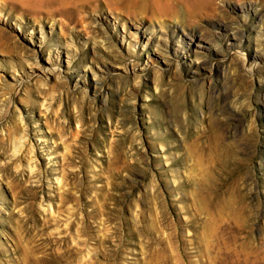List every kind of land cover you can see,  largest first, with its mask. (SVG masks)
Here are the masks:
<instances>
[{
  "label": "rangeland",
  "instance_id": "374dc122",
  "mask_svg": "<svg viewBox=\"0 0 264 264\" xmlns=\"http://www.w3.org/2000/svg\"><path fill=\"white\" fill-rule=\"evenodd\" d=\"M136 1L0 0V264H264V0Z\"/></svg>",
  "mask_w": 264,
  "mask_h": 264
},
{
  "label": "bare ground",
  "instance_id": "6f19581e",
  "mask_svg": "<svg viewBox=\"0 0 264 264\" xmlns=\"http://www.w3.org/2000/svg\"><path fill=\"white\" fill-rule=\"evenodd\" d=\"M92 1L97 2L98 0H7V2H9L8 4H11L13 9L19 8L23 12L26 11L28 13H33L34 15L33 14L31 15H33L34 17H35V14H37L36 17L39 16L38 14L40 15L45 14L46 16H48V18L50 17V19L51 17L53 19L54 16H59L69 21H71L69 13H71V11L75 9L77 4L87 3V2H92ZM103 1H105L109 5H114L116 8L119 7V8L125 9L129 11V13L131 12L130 10H135V9H137V11L140 10V7L135 6V4H137L136 0H103ZM177 1L178 0H169V1L168 0H150V1L147 0V1H144V3L145 5H148L152 9L153 14L160 15L162 13H166V15L173 16L172 9L174 6L178 5ZM185 1L188 2L190 9L195 11L196 9L203 6L208 0H185ZM125 13H128V12H125ZM2 37L3 36L0 31L1 40H2ZM135 37L138 38L137 35H135Z\"/></svg>",
  "mask_w": 264,
  "mask_h": 264
}]
</instances>
